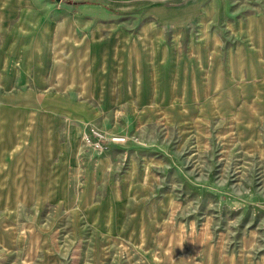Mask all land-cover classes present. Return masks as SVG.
Returning <instances> with one entry per match:
<instances>
[{
	"label": "rangeland",
	"instance_id": "rangeland-1",
	"mask_svg": "<svg viewBox=\"0 0 264 264\" xmlns=\"http://www.w3.org/2000/svg\"><path fill=\"white\" fill-rule=\"evenodd\" d=\"M32 4L112 96L36 99L80 116L45 130L0 97V264H264V0Z\"/></svg>",
	"mask_w": 264,
	"mask_h": 264
},
{
	"label": "crops",
	"instance_id": "crops-1",
	"mask_svg": "<svg viewBox=\"0 0 264 264\" xmlns=\"http://www.w3.org/2000/svg\"><path fill=\"white\" fill-rule=\"evenodd\" d=\"M37 1L39 2V0H35V2ZM32 3L33 0H0V67H3L0 68V97L14 100V105H12L14 107L9 108L13 113L40 114L41 121L37 129H46L47 114L56 118L58 114L62 118H64V114H71L73 119L69 120L79 123L80 116L78 114H72L71 111L63 110L59 106H47L44 101L38 102L36 99L58 98L63 95L92 98L95 96L111 97L109 91L105 92V83L110 80L105 77L106 70L103 69L102 86L100 90H96L94 83L98 81L97 84H99L100 80L95 78L96 73L93 67L96 66V59L94 53L92 55L88 51V58H80L78 53L72 50L78 48L77 44L71 43L69 42L71 40L65 38L64 29L66 27L62 25V21H59L58 24L54 20H49L46 14L40 11L39 5ZM96 9V7L87 4L83 5L82 9H78V12L92 15L95 11V15L99 16L101 13L99 14L98 11H101L103 15L100 16L103 18L111 17L110 12L106 9ZM64 59H66L64 62L72 67L70 73L76 76L72 79V83L74 81L86 83L88 88L91 84L90 87L93 89L88 90L87 95L78 92L79 89H63L59 84L58 77L54 76L53 79L50 77L55 72V67L63 66ZM98 62H103L102 65H105V60ZM62 72V70H57V74L61 75ZM50 81H54L61 89L57 86H55L56 89H51L52 87L47 84ZM122 83L125 87V82L122 81ZM136 83L138 82L136 81ZM134 88V91H139L138 86ZM63 90L70 93L63 94ZM95 92H98L97 95ZM153 95L154 93L151 92L146 96L150 98ZM123 96L141 97L143 93H131L129 89H125ZM28 99L33 101L35 99V103L31 104ZM50 123H53V119ZM59 176H61L59 172L52 175L54 178Z\"/></svg>",
	"mask_w": 264,
	"mask_h": 264
},
{
	"label": "built area",
	"instance_id": "built-area-1",
	"mask_svg": "<svg viewBox=\"0 0 264 264\" xmlns=\"http://www.w3.org/2000/svg\"><path fill=\"white\" fill-rule=\"evenodd\" d=\"M95 135V137H98V138H101V135L99 133H93ZM85 140L86 142L90 143L91 145H94L96 146L97 148H100L101 147V142L102 141H90L89 137L86 135L85 137ZM113 142H120L121 140L123 141V138H119V137H116V138H112ZM111 140V141H112Z\"/></svg>",
	"mask_w": 264,
	"mask_h": 264
},
{
	"label": "water",
	"instance_id": "water-1",
	"mask_svg": "<svg viewBox=\"0 0 264 264\" xmlns=\"http://www.w3.org/2000/svg\"><path fill=\"white\" fill-rule=\"evenodd\" d=\"M56 1H60V0H56Z\"/></svg>",
	"mask_w": 264,
	"mask_h": 264
}]
</instances>
